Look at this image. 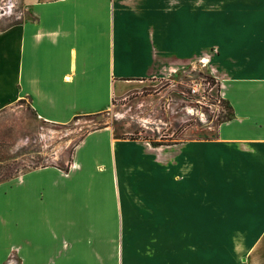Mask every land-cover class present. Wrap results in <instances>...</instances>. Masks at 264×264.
Segmentation results:
<instances>
[{"label": "crops", "instance_id": "crops-1", "mask_svg": "<svg viewBox=\"0 0 264 264\" xmlns=\"http://www.w3.org/2000/svg\"><path fill=\"white\" fill-rule=\"evenodd\" d=\"M14 1L20 17L0 26V109L27 99L37 118L64 125L208 50L199 59L232 117L214 138L171 149L95 128L66 167L1 181L0 264H155L142 239L159 237L165 212L195 204L197 180L211 189L214 170L230 181L218 204L264 214V0Z\"/></svg>", "mask_w": 264, "mask_h": 264}, {"label": "rangeland", "instance_id": "rangeland-1", "mask_svg": "<svg viewBox=\"0 0 264 264\" xmlns=\"http://www.w3.org/2000/svg\"><path fill=\"white\" fill-rule=\"evenodd\" d=\"M15 20L12 10L6 15L0 12V26ZM206 53L198 51V59L180 63L175 74L138 82L127 95L114 99L106 112L64 125L37 118L27 99L10 102L0 109V182L33 167H66L75 145L95 128L107 127L116 138L148 143L154 149L212 138L231 111L208 62L199 59ZM199 167L198 160L197 170L201 171ZM185 174L180 181L182 194L189 184ZM212 174L207 191L200 188L204 183L195 182L199 189L194 205L183 204L178 212H165L164 221L158 223L159 237L148 242L142 239L143 245H152L158 252L155 264H264V220L259 218L264 214L256 215L258 209L252 206L218 204L219 198L227 196L225 187L230 181L219 171ZM204 197L213 203L204 206ZM237 210L240 220H228Z\"/></svg>", "mask_w": 264, "mask_h": 264}, {"label": "built area", "instance_id": "built-area-1", "mask_svg": "<svg viewBox=\"0 0 264 264\" xmlns=\"http://www.w3.org/2000/svg\"><path fill=\"white\" fill-rule=\"evenodd\" d=\"M11 10L13 17L15 19H18L20 17V14L18 13V5H16V2L14 0H4L0 8V12H2V15L9 14ZM205 82L210 84L208 80H206ZM195 90H197L196 87H193L192 91L195 92Z\"/></svg>", "mask_w": 264, "mask_h": 264}, {"label": "trees", "instance_id": "trees-1", "mask_svg": "<svg viewBox=\"0 0 264 264\" xmlns=\"http://www.w3.org/2000/svg\"><path fill=\"white\" fill-rule=\"evenodd\" d=\"M227 102V101H226ZM228 103V102H227ZM229 107H230V105H229ZM230 111H231V107H230ZM232 117V111L230 112V114H229V116H228V118L227 119H229V118H231ZM223 121V120H222ZM131 139H134L135 137H130ZM207 139H211V138H208V137H206ZM212 138H214V136L212 137Z\"/></svg>", "mask_w": 264, "mask_h": 264}]
</instances>
